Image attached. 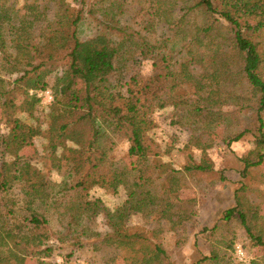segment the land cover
Wrapping results in <instances>:
<instances>
[{"label": "trees", "instance_id": "obj_1", "mask_svg": "<svg viewBox=\"0 0 264 264\" xmlns=\"http://www.w3.org/2000/svg\"><path fill=\"white\" fill-rule=\"evenodd\" d=\"M86 7L85 0H0V74L9 77H0V264H68L89 247L115 250L125 264H170L160 245L131 233L128 223L151 219L154 237L185 229L196 216L195 201L180 196L189 179H225L208 154L218 131L227 146L254 139L239 158L243 183L221 222L239 224L251 246L264 250V218L245 184L264 164V0H97ZM88 22L97 29L83 37ZM143 61L151 72L135 70L122 84L119 76ZM59 62L63 71L48 80ZM77 82L88 90L74 92ZM22 89H49V112L40 116L36 93L16 104L12 94ZM167 108L171 126L189 134L178 150L181 168L164 158L172 148L163 152L150 136L154 114ZM38 139L59 182L41 166ZM122 140L131 164L115 162ZM25 147L33 150L27 157ZM94 187L123 191L126 200L111 210L91 196ZM234 245L232 238L227 249ZM230 261L213 244L194 264ZM250 264H264V256Z\"/></svg>", "mask_w": 264, "mask_h": 264}, {"label": "rangeland", "instance_id": "obj_2", "mask_svg": "<svg viewBox=\"0 0 264 264\" xmlns=\"http://www.w3.org/2000/svg\"><path fill=\"white\" fill-rule=\"evenodd\" d=\"M85 1L88 6L86 7L87 9L91 8L97 2V0ZM73 5H75L74 2ZM197 18L199 19L198 21L201 20L200 16ZM96 26L97 25L93 22L86 23L82 28V36L85 37L94 34L97 29ZM151 64L152 63L148 61H143L132 65L131 68L125 70L127 72L124 73L122 77L119 76L120 81L124 84L130 76H133L135 70L142 71V74H148L151 72ZM54 65L58 66V70L47 78L50 81H52L57 74H61L64 62H59ZM0 77H4L6 80L9 79V77L3 74H0ZM71 89L74 92L88 90L87 86L81 82H77ZM45 91L50 90L47 89L36 92H28L23 89L17 90L12 94V98L16 104L22 105L29 96L36 93L37 97L41 100L40 116H44L49 112L50 104L53 102L52 100L51 103H49L42 95ZM171 113L172 109L167 108L158 110L154 114L153 119L155 120L156 126L150 132V136L160 145L163 152L172 148L171 155L164 158L167 161H171L176 168H181L184 165V158L182 153L178 150L187 143L189 134L182 128L171 126ZM19 116L23 117L24 115ZM43 129L46 130L47 126H44ZM223 136L224 134L222 131L217 132L214 137L213 148L209 150L208 154L216 170L219 173H223L225 179L220 181L215 178H210L209 180L201 179L200 181L199 179L190 178L188 185L180 193L181 198L195 201V208H193V210L196 212V216L193 220L185 224V229L175 232H159L155 235L156 237H154L152 232L156 228V223L151 219L137 215L133 216L128 223L131 233L138 232L145 238L150 239L151 245H160L167 253L170 264H194L203 256L210 255L213 244L220 248L223 253L229 252V254H231L232 262L230 261L229 264H250V262L264 256V250L262 248L251 246L246 234L239 224L221 222L223 213L235 205L234 194L243 183L239 175V171H241L242 168L239 158L253 148L254 142L253 137L247 135L243 137L241 141L227 146L222 142ZM18 142L21 143L20 140H18ZM35 146L39 152L40 161L42 162L41 166L44 168V172L51 173L52 179L55 182H59L60 177L58 173L51 170V165L45 157V140H35ZM67 146L71 147V144L68 143ZM32 153L33 150L27 147L21 150V155L24 157ZM194 155L198 158V152H194ZM114 156L115 162L118 164H131L132 159L128 156V144L126 141L122 140L118 142ZM214 176L217 178L219 175ZM245 184L251 189L249 198L260 208V216L264 218V164L260 168L252 171L250 177L245 181ZM90 194L94 198L101 199L111 210H114L126 200V195L123 191L112 194L107 193L102 188L94 187ZM99 224L100 230L103 231L105 227L101 223V219L98 221V225ZM215 225H220L219 229L211 232ZM205 229H208V231H204ZM232 238L235 244L234 249L228 250L227 246ZM236 245H240L243 248L246 256L245 262H240L237 259L235 253ZM70 250L71 248L69 247V250L66 252H70ZM55 260L58 263L61 262L60 257H56L54 261ZM36 262V259L29 258L26 264H36ZM68 262V264H125L124 257H119L117 251H113L112 249L95 251L91 247L84 248L79 253H75Z\"/></svg>", "mask_w": 264, "mask_h": 264}, {"label": "built area", "instance_id": "obj_3", "mask_svg": "<svg viewBox=\"0 0 264 264\" xmlns=\"http://www.w3.org/2000/svg\"><path fill=\"white\" fill-rule=\"evenodd\" d=\"M45 99H47L49 101V103H51V101L53 100L52 94L50 91H45L42 94ZM235 253H236V257L240 262H245L246 261V256H245V252L243 250V248L240 245H236L235 247Z\"/></svg>", "mask_w": 264, "mask_h": 264}]
</instances>
